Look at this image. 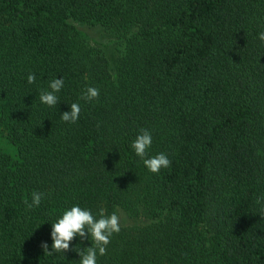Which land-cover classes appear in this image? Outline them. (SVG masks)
<instances>
[{"label": "trees", "instance_id": "16d2710c", "mask_svg": "<svg viewBox=\"0 0 264 264\" xmlns=\"http://www.w3.org/2000/svg\"><path fill=\"white\" fill-rule=\"evenodd\" d=\"M262 31L264 0H0V264H79L90 237L41 247L77 205L128 219L97 264H264ZM141 129L169 168L135 154Z\"/></svg>", "mask_w": 264, "mask_h": 264}, {"label": "clouds", "instance_id": "9594fccd", "mask_svg": "<svg viewBox=\"0 0 264 264\" xmlns=\"http://www.w3.org/2000/svg\"><path fill=\"white\" fill-rule=\"evenodd\" d=\"M258 39L264 42V31L258 33ZM29 84L36 81L34 73L27 76ZM64 86L62 78H56L49 82L50 90H41L39 100L41 103L55 107L58 104V96L56 93L60 92ZM100 95L99 89L96 87H88L82 94L80 99L91 102L98 99ZM81 107L79 103L70 104V111H66L61 115L63 122L75 124L80 116ZM152 145V135L147 129H141L131 147L135 154L143 160L145 167L152 173H159L162 168H169L171 161L165 153H159L148 157V149ZM31 203L26 200L28 208L38 207L44 196L43 193L33 191ZM264 200V196L258 198ZM106 210L101 208L99 210V218H96L88 209H83L80 206H72L70 210H65L62 216L52 223V251H49V246L43 243L41 247L44 254L53 255L55 253H65L70 249V242L76 237L81 238L90 237L91 246L86 249L76 248L80 256L79 264H97V256H104L107 254V245L111 242L113 234H118L121 231L120 216L117 212L106 215Z\"/></svg>", "mask_w": 264, "mask_h": 264}, {"label": "rangeland", "instance_id": "374dc122", "mask_svg": "<svg viewBox=\"0 0 264 264\" xmlns=\"http://www.w3.org/2000/svg\"><path fill=\"white\" fill-rule=\"evenodd\" d=\"M78 26L80 28H82L84 31H86V33H88V35L100 42L101 44H105V45H111L114 47V40H115V36L113 35L112 32L110 31H107L106 29L102 28L101 26H91L89 24H86V23H77ZM116 51L118 49L115 48ZM128 219L123 215L121 214L120 215V223H124V222H127Z\"/></svg>", "mask_w": 264, "mask_h": 264}]
</instances>
